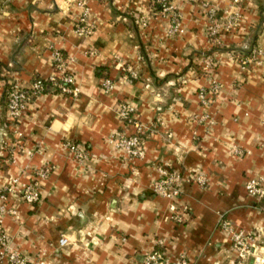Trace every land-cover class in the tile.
I'll use <instances>...</instances> for the list:
<instances>
[{
  "label": "crops",
  "instance_id": "1",
  "mask_svg": "<svg viewBox=\"0 0 264 264\" xmlns=\"http://www.w3.org/2000/svg\"><path fill=\"white\" fill-rule=\"evenodd\" d=\"M76 1L0 0V190L54 167L40 203L11 200L15 215L0 219V239L35 264H142L154 250L171 262L236 264L226 222L230 231L252 232L248 254L261 259L264 198L248 196L245 185L264 180V56L244 67L240 60L264 49V0H203L222 22L238 16L218 42L208 36L205 10L184 0H172L174 35L170 16L151 12L154 0H86L96 29L82 40L73 31ZM127 15L148 16V26L138 31ZM55 51L65 54L63 71L74 75L78 96L35 97L13 125L5 85L27 89L36 77L50 78ZM205 53L213 78L200 70ZM124 66L138 78L123 79ZM104 78L113 81L109 91ZM119 101L135 106L144 127L142 158L117 145ZM65 142L85 147L87 160L77 164ZM160 169L183 178L182 224L172 221L170 201L150 190ZM197 174L206 187L189 180Z\"/></svg>",
  "mask_w": 264,
  "mask_h": 264
},
{
  "label": "built area",
  "instance_id": "2",
  "mask_svg": "<svg viewBox=\"0 0 264 264\" xmlns=\"http://www.w3.org/2000/svg\"><path fill=\"white\" fill-rule=\"evenodd\" d=\"M9 1V0H7ZM167 0H154L153 3L160 4L163 7L165 6V2ZM188 4L201 7L205 10L206 16L208 19L207 30L211 36L218 35L223 31H230L235 27L236 19L238 18L235 14H230L227 19L222 22L216 16V11H214L206 2L203 0H184ZM235 5L240 3V0H233ZM167 8H163L164 12H168L171 19L176 17V13L173 12L172 6ZM84 5L81 0L76 4V7H81ZM80 10L81 19L80 23H85L86 13H88V9L85 10L82 8H77ZM83 11V12H82ZM234 15V16H233ZM139 25L140 21H136ZM78 28V27H77ZM85 27H82L79 31L82 33ZM78 31V32H79ZM178 31V24L175 26V32ZM216 41V40H215ZM264 56V49H253L252 56L246 60H240V64L244 67L247 65L248 61H253L256 56ZM66 60L61 58V53L58 51L54 52V66L58 69V72L53 74L50 78L46 79L51 82L55 81V79H59L63 82L64 85L68 87H61V94H72L76 95V88H71L74 86L75 79L71 74L65 73L64 65ZM215 64L210 57H204L200 62V70L207 75L209 78H213ZM129 75L133 78L136 77V74L133 73L130 69L128 70ZM107 90H111V82L110 80L104 81L103 84ZM31 90V94L27 95L25 93L26 89L20 88L18 86H13L11 92L8 94L6 98V112L8 118L11 120L13 125L22 113L27 108L28 104L34 97L41 96L40 91L42 90L39 82L32 84L29 88ZM218 90V85L216 83H212V87L210 88L209 93L214 95ZM199 96L202 99V102L205 104L207 94L204 90L199 92ZM115 114L117 118L124 125L123 131L118 134L117 145L119 148L125 153V155L130 159L142 158L144 155V127L142 123L136 117V109L132 103L128 102H118L114 108ZM132 129L130 134H127V130ZM65 147L69 150V152L74 156L76 161L83 163L87 160L88 151L85 147L77 144L67 142ZM50 172V166L46 165L43 168L39 169L36 172V178L32 179L33 183H28L19 187L17 183V179H12L8 184H6L0 190V219L7 214L15 215V210L12 206H10L11 200L15 199L16 194H21V199L27 204H33L40 200V190L38 188V182L44 180L48 173ZM189 178L191 181L196 183L200 187H206V179L203 175H190ZM182 181L183 178L179 173L169 172L165 169L159 170V178L155 180L150 187V190L153 195L167 199L170 201V212L172 214V220L176 223H182L184 220L185 213H180L177 210V203H179L180 196L182 194ZM245 190L248 196L255 198L257 200H261L264 198V180H249L245 185ZM185 210V209H184ZM230 226L227 225L226 222L222 223L221 229L223 231L229 230L232 236V240L234 241V248L237 246H242V232H232L230 231ZM58 244L60 247H64L67 244L66 238L62 237L59 239ZM251 247H254L252 244ZM238 248V250H242L246 253L247 250ZM5 260L9 264H25L26 260L22 257L18 252L10 250L5 245L3 239H0V261ZM255 261L258 264H262L263 260L260 258H255ZM142 264H189L187 259L184 257L178 258L176 261L171 262L166 259L162 252L160 251H151L144 256H142Z\"/></svg>",
  "mask_w": 264,
  "mask_h": 264
},
{
  "label": "rangeland",
  "instance_id": "3",
  "mask_svg": "<svg viewBox=\"0 0 264 264\" xmlns=\"http://www.w3.org/2000/svg\"><path fill=\"white\" fill-rule=\"evenodd\" d=\"M80 0H77L76 2H74V6H75V8H82V10L84 9H88L89 11H88V13H86V17H85V23H80V17H81V12H80V10H79V13H78V15H77V17H76V19H75V21H74V23H73V31L75 32V34L79 37V38H81L82 40H85V39H87V38H89V37H91L92 35H93V33H94V31H95V25H94V23L90 20V17H91V15H92V12H91V7L88 5V3H87V1L86 0H81V2H83L84 3V5H82L81 7H76V4L79 2ZM168 3H170V6H172V8H173V12H175L176 13V11H175V9L174 8H177L174 4H173V2H172V0H167L166 2H165V6L163 7L162 5H160V4H154L153 6H152V9H151V12L152 13H154V14H158V15H160V16H168L169 15V13L168 12H164L162 9L163 8H167V7H169V4ZM157 6H160V9L158 10L157 9ZM83 12V11H82ZM127 18H131V16H126ZM140 17V16H139ZM141 18V17H140ZM138 18V17H135L134 19L136 20V21H140V23H139V25L137 24V23H133V27H135L138 31H143L144 29H146V27L148 26V21H149V17L147 16H145V17H143V19L141 18ZM127 21H129L128 19H127ZM170 21H171V26H172V29H171V31H169L171 34H175V26H176V24H178L179 23V15L176 13V17H174L173 19H171L170 18ZM126 22V21H125ZM78 27V28H77ZM82 27H85V29L83 30V32L81 33L79 30L82 28ZM79 31V32H78ZM207 33H208V30H207ZM208 36H209V38L211 39V40H213V41H217L218 42V36H219V34L218 35H214V36H211L209 33H208ZM215 41V42H216ZM58 52H60V51H58ZM61 53V52H60ZM61 58H62V55H61ZM64 63H66V62H64ZM53 64H54V62H53ZM131 70L133 73H135L134 72V70L133 69H131L130 68V66H124L123 67V70H121V72H122V78L123 79H126L127 81H134V80H136L137 78H138V75L136 74V77L135 78H133V77H131L130 75H129V72H128V70ZM58 69H56V67L53 65V74H55L56 72H58L57 71ZM72 76L74 77V75L72 74ZM107 80V78H104V81H106ZM111 82V86H113V81H110ZM32 84V83H31ZM31 84H30V86H31ZM103 84H104V82H103ZM13 84H11V86H12ZM14 86V85H13ZM103 89L105 90V91H109V90H107L106 89V87L103 85ZM65 95H70V96H73L74 98L75 97H77L78 96V92L76 93V95H72V94H65ZM35 98V97H34ZM32 101V100H31ZM119 102H121V101H119ZM118 103V102H117ZM116 103V104H117ZM116 106V105H115ZM17 122V121H16ZM16 122H14V124L16 123ZM144 136V135H143ZM70 143H73V142H70ZM67 144V142H65V144L64 145H66ZM74 161H76V159L74 158ZM77 162V164H79L80 162H78V161H76ZM54 170V167L53 166H50V172L48 173V175H47V177L44 179V180H42V181H40V182H38V188H39V190H40V192H41V185L40 184H42V183H44L45 181H46V179L50 176V174L52 173V171ZM37 172V171H36ZM36 172H35V174H34V177L33 178H36ZM169 172H171V171H169ZM13 179H17L18 181H17V183H18V185H19V187L18 188H20V186H22V184L20 185V183H19V179L18 178H13ZM189 180L191 181V179L189 178ZM29 183H33L32 182V180L29 182ZM182 195V194H181ZM181 197V196H180ZM15 199H18V200H20V201H22V202H24L22 199H21V194H16V197H15ZM14 200V199H13ZM40 201H41V193H40V200L38 201V202H36V203H33V204H30V205H32V206H35V205H37L38 203H40ZM177 210H178V212H180V213H186L187 211L186 210H184V206H182V205H180L179 203H177ZM7 215H10V214H7ZM173 221V220H172ZM174 222V221H173ZM174 223H176V222H174ZM183 223V222H182ZM182 223H176V224H182ZM232 232H235V231H232ZM240 232H242V246H240V247H242L241 249H245V250H247V252L249 253V249H251L252 247H251V245L253 244V245H255V238H254V236H253V234H252V232H250V231H248V232H244V231H238L237 233H240ZM232 240V236H231V233H230V238H229V244H230V254L232 255V257H234L235 258V261H236V264H253V262L255 261V258L252 256V255H249L248 253H246V252H244V251H242V250H238V248H240L239 246H237L236 248H234V241H231ZM5 242V245L8 247V248H10L8 245V242H6V241H4ZM10 250H12V249H10ZM155 251H157V250H155ZM22 257H24L25 258V260H26V263L25 264H35V262H34V259L31 257V256H24V255H22V254H20ZM261 259L262 260H264V256L262 255L261 256ZM3 262L5 261L4 259L2 260ZM6 262V261H5ZM7 263V262H6ZM7 264H9V263H7Z\"/></svg>",
  "mask_w": 264,
  "mask_h": 264
},
{
  "label": "trees",
  "instance_id": "4",
  "mask_svg": "<svg viewBox=\"0 0 264 264\" xmlns=\"http://www.w3.org/2000/svg\"><path fill=\"white\" fill-rule=\"evenodd\" d=\"M157 9L159 10L160 9V6H157ZM131 20L132 23H136V20L134 18H129ZM215 51V50H213ZM211 51V52H213ZM62 57L64 60H66V56L65 54H62ZM212 55V54H211ZM211 55L209 53H205L202 58L204 57H210L211 58ZM200 56V55H199ZM246 57L243 59V60H246L248 58H250L252 56V50L249 51L247 53V55H245ZM57 69V68H56ZM58 71V70H57ZM39 82L40 85H41V88L42 90L40 91V93L43 95V94H48V93H52V94H61V87H68L67 85H64L63 82H61L59 79H55V81L51 82L49 80H43V79H40L38 77L34 78V80L32 81V84H35ZM31 84V85H32ZM13 85H5V92H4V97H5V108L7 106V103H6V98L8 96V94L11 92V89H12ZM25 93L27 95H30L31 94V90L29 89H26L25 90Z\"/></svg>",
  "mask_w": 264,
  "mask_h": 264
}]
</instances>
